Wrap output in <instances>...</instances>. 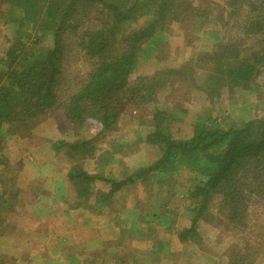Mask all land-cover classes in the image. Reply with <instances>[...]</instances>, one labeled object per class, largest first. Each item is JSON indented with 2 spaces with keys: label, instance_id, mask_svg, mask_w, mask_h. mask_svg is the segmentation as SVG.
<instances>
[{
  "label": "trees",
  "instance_id": "obj_1",
  "mask_svg": "<svg viewBox=\"0 0 264 264\" xmlns=\"http://www.w3.org/2000/svg\"><path fill=\"white\" fill-rule=\"evenodd\" d=\"M222 1L225 18L215 22L229 27L225 38L208 27L212 7L192 0H0V20L9 26L0 58V236L22 196L17 181L23 161L4 158L5 143L19 134L31 135L49 113L58 112L78 131L88 125L98 128L93 137L51 143L55 153L70 160L66 178L74 187L76 206L95 192L106 202L138 179L188 170L192 176L182 197L190 201L191 220L177 231L179 239H195L200 221L208 219L237 235L226 264L264 261V115L225 126L203 112L184 137L173 130L188 111L177 94L169 93L167 104L157 101L158 89L180 77L210 100L221 99L225 89L255 91L256 78L264 79V0ZM175 24L189 44L195 42L192 33L197 36L203 28L212 36L209 47L193 49L177 68L137 76L144 48L160 46ZM157 55L158 62L163 54ZM199 68L206 71L201 85L196 82ZM134 108L142 118L150 115L143 138L159 146L160 155L119 179L85 167L83 159L97 150L96 138ZM103 183L109 184L108 191L96 189Z\"/></svg>",
  "mask_w": 264,
  "mask_h": 264
},
{
  "label": "rangeland",
  "instance_id": "obj_2",
  "mask_svg": "<svg viewBox=\"0 0 264 264\" xmlns=\"http://www.w3.org/2000/svg\"><path fill=\"white\" fill-rule=\"evenodd\" d=\"M192 1L212 7L208 27L225 38L229 27L215 22L225 18L223 1ZM3 21L0 20V58L9 32ZM166 31L169 39L163 36L160 46L151 44L144 48L137 76H150L161 67H179L189 60L193 49L206 50L212 37L202 28L197 36L192 33L195 44H189L177 24ZM158 52L163 57L157 62ZM199 69L196 82L201 85L206 71ZM254 83L255 91L225 89L221 99L210 100L199 87L185 83L180 77L158 89L157 101L165 99L166 103L169 93L177 94V101L188 111L185 120L174 123L173 130L187 137L192 120L203 112H210L225 126L261 118L264 79L257 77ZM167 110L173 107L168 106ZM148 120L150 115L142 118L137 108L123 114L112 130L96 138L97 150L94 156L83 159V165L92 171L102 169L108 176L119 179L149 164L160 155L161 149L143 138L151 126ZM33 128L31 135L19 134V138L9 139L2 151L4 158L12 162L23 161L17 181L22 188L18 212L8 217L6 232L0 236L2 264H226L227 252L237 243V235L217 228L214 222L203 219L195 239H179L177 231L188 227L191 220L190 201L182 197L192 176L188 170L182 173L178 169L172 177L159 174L138 179L106 202H100L96 198L100 194L95 192L91 200L76 206L74 187L66 178L70 160L63 153H55L51 143L61 138L93 137L98 128L88 125L78 131L58 112L49 113ZM98 188L108 191L109 184L103 183ZM168 209L172 214L164 215ZM257 264H264L262 257Z\"/></svg>",
  "mask_w": 264,
  "mask_h": 264
}]
</instances>
